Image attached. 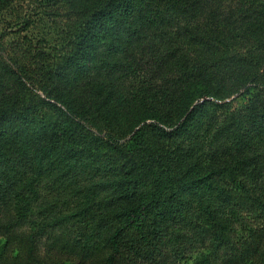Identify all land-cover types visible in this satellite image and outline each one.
Segmentation results:
<instances>
[{
    "label": "trees",
    "instance_id": "obj_1",
    "mask_svg": "<svg viewBox=\"0 0 264 264\" xmlns=\"http://www.w3.org/2000/svg\"><path fill=\"white\" fill-rule=\"evenodd\" d=\"M3 9L0 264H264V0Z\"/></svg>",
    "mask_w": 264,
    "mask_h": 264
},
{
    "label": "rangeland",
    "instance_id": "obj_2",
    "mask_svg": "<svg viewBox=\"0 0 264 264\" xmlns=\"http://www.w3.org/2000/svg\"><path fill=\"white\" fill-rule=\"evenodd\" d=\"M19 20V17H15L13 11L11 9H3L0 10V29L4 31L5 38L4 40L9 43L12 40H15L17 36H19L21 33L14 31L18 28V23H16ZM48 30L46 24L43 22H38L37 24H33L29 30L23 31L22 33L26 34H35L39 32H46ZM41 33V34H43ZM50 38V36H48ZM235 96V95H233ZM243 97H238L236 102H243Z\"/></svg>",
    "mask_w": 264,
    "mask_h": 264
}]
</instances>
